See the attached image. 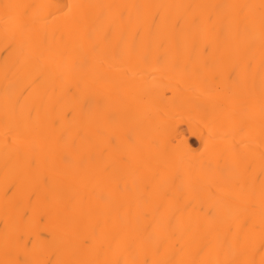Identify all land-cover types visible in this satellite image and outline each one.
<instances>
[{
	"label": "bare ground",
	"instance_id": "1",
	"mask_svg": "<svg viewBox=\"0 0 264 264\" xmlns=\"http://www.w3.org/2000/svg\"><path fill=\"white\" fill-rule=\"evenodd\" d=\"M0 264H264V0H0Z\"/></svg>",
	"mask_w": 264,
	"mask_h": 264
},
{
	"label": "rangeland",
	"instance_id": "2",
	"mask_svg": "<svg viewBox=\"0 0 264 264\" xmlns=\"http://www.w3.org/2000/svg\"><path fill=\"white\" fill-rule=\"evenodd\" d=\"M190 141H191V143H194V144H196L195 138H193V137H190Z\"/></svg>",
	"mask_w": 264,
	"mask_h": 264
}]
</instances>
